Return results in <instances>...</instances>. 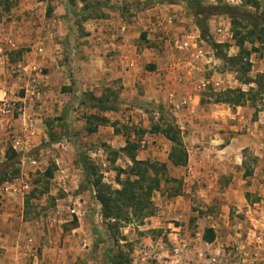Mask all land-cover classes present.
<instances>
[{"label":"rangeland","instance_id":"rangeland-1","mask_svg":"<svg viewBox=\"0 0 264 264\" xmlns=\"http://www.w3.org/2000/svg\"><path fill=\"white\" fill-rule=\"evenodd\" d=\"M9 1L8 11L0 4V23L15 6V0ZM150 1L130 0L125 10L127 7L128 13L129 10L139 13L141 7L152 4ZM241 1L201 0L205 6L220 7L239 6ZM255 1L259 12L264 13V2ZM105 5L109 7L107 2ZM248 11L253 12V9L248 8ZM100 12L106 15L104 10ZM75 19L79 21L75 25L80 30L82 18ZM188 33L197 37V48H203L206 57H211V47L200 41L199 30L196 35ZM166 49L175 52L168 44ZM222 51L227 55L232 53L227 49ZM71 69L72 66L69 71ZM220 69L230 72L226 74V81L231 82V69L223 61L199 73L210 79L211 72ZM215 88L209 85L201 92L204 101L201 108H207L208 89ZM226 89L247 90V87L226 83L221 90ZM157 107L145 106L149 131L162 124ZM29 109V115L35 120L33 143L17 154L12 148L11 135L3 134L0 140V238H4L6 229L9 241L18 238L25 245L28 255L19 264H111V259L120 260L119 253L129 264H264V198L258 196L259 190L264 189L259 182L264 175V129L254 138V143L246 137L231 141L233 134L243 136L249 131L232 130L231 124H226L222 130L217 121L210 125L214 126L213 130L199 120L200 125L193 135L187 122L179 120L187 163L184 166L170 163V143L166 144L164 158L149 160L165 165L167 180L163 179L158 191L151 196L149 217L129 224L119 223L116 230L110 228L112 221L101 214L96 190L84 176L79 154H86L94 165L95 174L90 179H99L101 185L112 190H119V183L126 179L119 170H127L129 160L106 144L100 147L103 153L99 151L98 156H89L85 149L95 151V148L81 142L79 137H71L73 128L71 132L66 130L71 145H51L62 142L61 122L58 121L56 132L47 137V102L41 99ZM164 111L175 117L171 106ZM97 122L94 120L91 125ZM142 131L143 128L134 125H123L121 129L130 141L140 140ZM209 131L214 134V142L210 144L214 149L210 152L206 151L205 144V134L209 136ZM223 134L224 138L220 139ZM207 142L210 143L209 139ZM33 160L37 161L36 166L31 165ZM65 173L68 178L63 177ZM235 177L238 181L233 180ZM236 191L239 193L235 194ZM209 228L215 235L212 243L203 241L204 231Z\"/></svg>","mask_w":264,"mask_h":264},{"label":"crops","instance_id":"crops-1","mask_svg":"<svg viewBox=\"0 0 264 264\" xmlns=\"http://www.w3.org/2000/svg\"><path fill=\"white\" fill-rule=\"evenodd\" d=\"M95 1L103 5L101 10L106 15L84 20L82 15L87 14L81 11L82 4H77L76 17L82 18L83 23L82 28L77 30L79 21L71 18L65 0H15V6L0 23V100L18 97V89L24 81L20 74L22 71H28L31 67L42 68L45 73L42 101L47 102V137L56 132L58 121L63 130L62 142L51 145L68 147L72 136L79 137L81 142L95 148V151L85 149L91 157L98 156L99 151L103 153L100 148L102 144L114 150L123 148L127 137L121 133V129L123 125H134L143 128L141 139L135 141L138 144L136 159L164 158L169 142L163 135L148 130V114L144 109L146 104L167 108L181 99L186 100L187 104L175 111L176 123L186 121L193 135L200 125L199 120H203L207 128L217 121L222 130L226 124H231L232 130L249 131L243 136L233 134L231 141L246 137L254 143V138L264 129L263 110L255 114L254 108L249 105L229 106L213 103L209 99L205 101L207 108H201L200 94L209 85L217 87L214 90L219 92L226 83L240 84L235 73L231 71V82L226 81V74L230 72L223 69L211 72L210 79L204 78L200 70L213 69L221 62L213 51L209 49L211 57H206L203 48L192 49L187 54L170 53L162 34L154 26V18L172 17L174 24L170 30L173 33L198 34L194 18L183 2L152 3L148 7H141L139 13L132 10L128 13L125 5L130 0ZM106 2L110 8L106 7ZM207 22L214 41L227 45L226 49L232 52L229 57L236 56L239 48L232 40L227 16H211ZM219 27L223 33L217 35ZM249 60V77L254 79L259 74L264 75V44L259 52L251 53ZM70 66L73 69L69 71ZM200 82L207 83L204 90L197 88ZM81 99H104V102L115 99L116 109L105 111L100 105L81 102ZM55 111L59 113L54 114ZM100 119H105V122L91 125L92 121ZM75 123L80 127H76ZM12 124L15 126L17 121ZM71 128L74 133L70 137L66 130L71 132ZM205 136L206 151L210 152L214 149L210 145L214 142V134L210 132L209 136ZM219 150L223 151L221 147ZM63 177L68 178V175L65 173ZM233 180L238 181L236 177ZM259 182L264 185V175ZM258 196L264 198V189L259 190ZM2 236L0 264L22 263L28 255L25 245L18 238L9 241L11 238L6 229Z\"/></svg>","mask_w":264,"mask_h":264},{"label":"trees","instance_id":"trees-1","mask_svg":"<svg viewBox=\"0 0 264 264\" xmlns=\"http://www.w3.org/2000/svg\"><path fill=\"white\" fill-rule=\"evenodd\" d=\"M78 1V2H77ZM183 2L191 12L196 28L200 32V38L207 43L214 52V55L229 65L232 72L235 73L236 80L247 87L242 89H226L215 92L208 89L209 100L216 104H226L229 106L249 105L255 110L264 111V75L259 74L254 79L249 77L251 70L250 55L252 52H259L260 46L264 44V13L259 12V4L255 0H243L239 6L218 5L205 6L201 0H152L151 3H174ZM82 4L81 11L87 14L83 19L101 18L102 4L95 0H69L67 6L70 9L71 17L77 16L75 7L77 3ZM6 11L10 9L9 0H0ZM253 9V12L248 11ZM225 15L230 19V31L235 47L239 48L236 56L229 57L222 49L227 45L216 43L210 32L207 20L211 16ZM250 46V49L246 47ZM86 97V96H85ZM111 99H81V102H90L100 105L105 111L115 110L116 101ZM204 103L201 99V104ZM115 104V105H114ZM157 113L161 115L163 121L158 127L150 130L151 133H159L171 144L168 160L171 164L185 165L187 163V152L182 141L180 127L176 123L173 115H169L164 108L158 106ZM98 121V120H97ZM98 122H105L100 119ZM138 144L135 141H126V145L118 150L119 154L124 155L130 162L127 170H119L126 176L124 181L119 183V190H112L109 186L100 184L99 179H90L95 174L94 165L88 156L84 153L79 154V163L83 170L85 178L90 185L95 188L96 200L98 201L103 218L112 221L111 229L118 228L119 223L129 224L135 220L142 221L149 217L152 208L151 196L158 191L161 181L167 180L166 167L164 164L151 162L149 160L141 161L136 159ZM73 222H76L74 220ZM215 235L212 229L204 231L203 241L212 243ZM120 260H112L111 264H129L120 253Z\"/></svg>","mask_w":264,"mask_h":264},{"label":"built area","instance_id":"built-area-1","mask_svg":"<svg viewBox=\"0 0 264 264\" xmlns=\"http://www.w3.org/2000/svg\"><path fill=\"white\" fill-rule=\"evenodd\" d=\"M154 26L162 34L163 40L169 45L171 50L186 54L192 49L197 48L196 38L188 32L173 33L170 28L174 24L172 17L154 18ZM223 33L221 27L217 28L216 34ZM21 77L24 80L20 86L22 94L14 100L3 98L0 100V140L1 132L11 135L12 148L19 154L25 147L32 143L35 136V120L29 115V108L34 106L42 99L45 90V73L42 68L31 67L28 71H22ZM207 83L200 82L197 86L199 90H204ZM187 101L184 99L172 103L174 111L185 107ZM17 121L15 126L12 122ZM32 166L37 165V161H31ZM214 262V260H213Z\"/></svg>","mask_w":264,"mask_h":264}]
</instances>
